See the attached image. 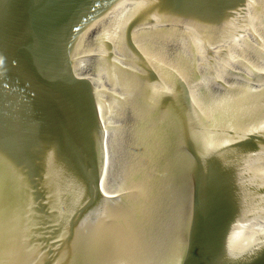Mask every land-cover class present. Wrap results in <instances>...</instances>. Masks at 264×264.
<instances>
[{"label": "water", "instance_id": "water-1", "mask_svg": "<svg viewBox=\"0 0 264 264\" xmlns=\"http://www.w3.org/2000/svg\"><path fill=\"white\" fill-rule=\"evenodd\" d=\"M0 264H264V0H0Z\"/></svg>", "mask_w": 264, "mask_h": 264}]
</instances>
